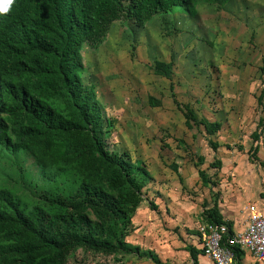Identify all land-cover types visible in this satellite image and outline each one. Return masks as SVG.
Listing matches in <instances>:
<instances>
[{
  "label": "trees",
  "instance_id": "obj_1",
  "mask_svg": "<svg viewBox=\"0 0 264 264\" xmlns=\"http://www.w3.org/2000/svg\"><path fill=\"white\" fill-rule=\"evenodd\" d=\"M229 1L0 0V264H65L80 248L164 264L126 242L149 173L109 149L112 121L82 78L81 52L99 49L117 21L145 28L176 7L196 15L202 3L222 8ZM155 68L171 80L172 63ZM263 100L264 90L261 107ZM184 109L187 121H198L189 105ZM204 125L211 135L221 128ZM217 199L204 221L232 229ZM235 253L240 264L243 254Z\"/></svg>",
  "mask_w": 264,
  "mask_h": 264
},
{
  "label": "rangeland",
  "instance_id": "obj_2",
  "mask_svg": "<svg viewBox=\"0 0 264 264\" xmlns=\"http://www.w3.org/2000/svg\"><path fill=\"white\" fill-rule=\"evenodd\" d=\"M81 53L82 78L112 121L109 149L126 152L149 173L126 242L143 255L157 249L164 264H192L183 241L181 247L175 233L163 232L164 219L191 218L197 227L216 197L229 218L249 204H264V128L258 127L264 118V100L258 104L264 0H230L222 8L202 3L196 15L176 7L145 28L117 21L99 49L84 46ZM157 62L173 64L171 80L156 71ZM185 105L198 121H187ZM204 121L221 128L211 135ZM116 258L155 264L84 248L65 264H117Z\"/></svg>",
  "mask_w": 264,
  "mask_h": 264
},
{
  "label": "built area",
  "instance_id": "obj_3",
  "mask_svg": "<svg viewBox=\"0 0 264 264\" xmlns=\"http://www.w3.org/2000/svg\"><path fill=\"white\" fill-rule=\"evenodd\" d=\"M240 230L204 222L197 228L201 249L212 264H236V249L264 264V205L249 204Z\"/></svg>",
  "mask_w": 264,
  "mask_h": 264
},
{
  "label": "crops",
  "instance_id": "obj_4",
  "mask_svg": "<svg viewBox=\"0 0 264 264\" xmlns=\"http://www.w3.org/2000/svg\"><path fill=\"white\" fill-rule=\"evenodd\" d=\"M264 205V204H260ZM243 212L236 214V212H233V215H231L232 218H229L225 214H222L224 217V220L227 222H231L232 229L240 230L242 228V224L245 222L246 219V209L242 210ZM222 213V211H221ZM197 219V218H196ZM204 219V218H203ZM149 220V221H148ZM146 220V224H152L150 222L151 218ZM197 220H192L191 218H179L176 220L175 218H169L168 220H163L162 223H164V229L163 232L167 233H175L176 235V242L179 244V246L182 247V241L185 245V252L188 258L192 261V264H194L193 254L196 256V262L197 264H212V261L210 258L204 255L202 249H201V243H200V234L197 230L198 226L195 227V222ZM181 225V227H180ZM193 225V226H192ZM173 226V229H169V227ZM195 227V228H193ZM175 230V231H174ZM185 231V233L183 232ZM162 234V233H160ZM182 240V241H181ZM154 251L161 261L164 259V256H162L161 252L156 249L152 250ZM242 258L240 264H261L254 258L251 254L243 253L241 252ZM237 258V254H236ZM166 263V262H164ZM238 263V262H237Z\"/></svg>",
  "mask_w": 264,
  "mask_h": 264
}]
</instances>
